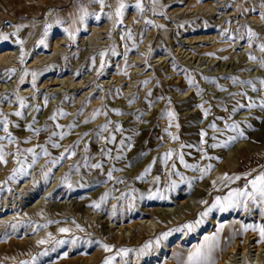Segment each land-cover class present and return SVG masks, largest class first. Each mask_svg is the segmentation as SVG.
<instances>
[{"label":"rangeland","instance_id":"1","mask_svg":"<svg viewBox=\"0 0 264 264\" xmlns=\"http://www.w3.org/2000/svg\"><path fill=\"white\" fill-rule=\"evenodd\" d=\"M138 2L142 11L136 8ZM118 3L125 5L122 17L116 15ZM70 13L76 29L67 25ZM95 25V40L84 41ZM249 29L256 35L250 37ZM57 39L63 49L54 52ZM216 39L227 45L225 55L212 57L201 50L217 51ZM261 45L264 0H105L103 8L97 0H0V52L13 55L6 66L0 64V121L7 117L14 138L0 123V143L11 146L0 207L4 196L20 194L18 212L41 200L53 213L70 212L48 216L47 231L35 238L32 233L42 221L5 234L0 230V264H103L108 257L128 263L156 242L167 248L180 241L191 252L194 238L212 230L214 221L237 223L243 238L260 233L264 204L249 201L223 210L214 205L218 197L226 204L230 192L264 172ZM44 53H52L49 61L54 63H33ZM120 60L123 75L118 80L112 72ZM36 68L46 69L33 78ZM21 93L24 108L15 98ZM250 102L256 106L247 107ZM58 106L65 115L49 119ZM97 107L106 118L93 120L90 112ZM118 108H131L134 115L109 112ZM16 111L23 116L13 115ZM169 111L175 120H169ZM30 124L38 134L29 130ZM201 132L206 135L201 137ZM61 133H67L63 139ZM111 136L115 141L109 142ZM169 151L172 156L165 161ZM96 164L100 167H92ZM226 174L240 179L225 180ZM95 203L100 207H93ZM140 212L153 220L152 230L140 234L133 227L121 237L115 225L136 223ZM60 218L66 219L67 232L56 233L57 223L64 222ZM85 218H93L97 228ZM158 222L163 228H156ZM105 244L112 251L106 252ZM122 249L129 250L126 256L117 254Z\"/></svg>","mask_w":264,"mask_h":264},{"label":"bare ground","instance_id":"2","mask_svg":"<svg viewBox=\"0 0 264 264\" xmlns=\"http://www.w3.org/2000/svg\"><path fill=\"white\" fill-rule=\"evenodd\" d=\"M120 4L121 3H118V8H119ZM67 25H69V27L71 29H76V22L73 19V13H70V22ZM98 30L99 29L96 25L93 26L92 29L90 30V36L88 34L89 37L86 36L83 40L88 41L89 39H92L94 36H96V34L98 33ZM211 38H213V37H211ZM59 39H57L54 42V44H52V50L54 52L57 49L59 50V48L63 49L62 47H60L61 43H60V41H58ZM92 40H95V39H92ZM215 45H216L217 51L211 52V50L206 48V47L201 48V50H203L204 53H206L207 55L212 56V57L213 56L218 57L220 55H225L228 47H227V45H224V40L220 39V41H219L218 39H216ZM212 47H214V44L212 45ZM54 52H53V54L52 53L51 54L54 55ZM191 52L192 51H190V53ZM51 54L45 55V53H44V54L38 55L36 57V59L33 61V63L40 62V61L41 62H47L51 59V57H52ZM103 57H104V53L101 56V58H103ZM12 59H13L12 52H6V50L0 52V64L1 65L6 66V64H8L10 61H12ZM159 59H162V57H160ZM49 63L50 64L54 63V60L52 59L51 61H49ZM49 63H48V65H49ZM121 65H122V62L120 60L116 63L115 70H114V72H112V76L114 78H117L118 80H120L122 78V75H123V73L120 71ZM49 66H51V65H49ZM124 68L127 69V67H124ZM136 68L137 67L135 65L132 66V69H136ZM45 69H41V68L32 69V74L35 73L36 75H38V74L44 72ZM32 77H33V75H32ZM22 80L23 79L21 78L19 81L21 82ZM57 80L59 81V79H57ZM147 84L151 85L149 90H152L154 88V85H152L151 81L148 80ZM25 91H28V90H25ZM188 92L189 91H187V93ZM15 98H18L19 100L25 99V97H24V95H22V93ZM91 98L92 97H90V98L88 97V100H90ZM97 104H98V101L93 100V105H97ZM128 105H130V103ZM5 107H6V109H8L10 107V105L9 106L6 105ZM87 107H90L89 101L87 103ZM130 109L131 108H118L117 110H119V114L116 111H114L116 109H110L109 112L113 116H117V117L124 116V117H126L128 115H134ZM61 111H62V109L58 106L55 109V114L60 115ZM95 112H99V114L96 115L95 118H93V120H98L97 118H100V117L106 118V116H107L104 114L105 112H102L101 108H98V107L95 109L93 108L91 110L90 116H93V113H95ZM0 114H2L1 111H0ZM104 125H105V123H103L102 127ZM171 126H172V124H171ZM96 136H97V134L95 135V137ZM9 146L7 147L5 144L0 143V149H2L4 154H5V160L8 157V150L11 149V146L10 147ZM10 165L11 164H8L7 161H6V163H0V184H1L2 177L5 175V173L9 169ZM26 185L27 184H24V186H26ZM20 191L24 192L25 189H22ZM137 191L138 190L135 188V193ZM19 197H20V194L19 195L17 194V197H15V198H11L10 196H8L7 199H5V196H4L2 199L4 201L2 202L3 205L0 207V230H3V234L7 233L8 231H12L13 229L16 230L21 225H25L26 228H29V227H31V225L36 224L39 221L40 222L42 221L43 225L40 228H38L36 232L32 233V235L35 238L36 236H40L47 231V224H48V220H49L48 216H50L51 218H53V217L59 218L60 215H62V214H69L70 213L69 211H65L64 213H53L50 211V209H48L47 204L42 203V200L38 201L32 207H29V209L26 212H24V210H21L20 212H18V209L21 207V205H18L19 199L16 200V198H19ZM146 211L152 212V211H154V209L146 208ZM106 213L110 214V211L107 210ZM140 214H141V218L136 223H132L130 226L125 225V227H124V225L122 224L119 227V226L115 225V229H117V231H120L121 237H122V235H125L126 231L131 232L133 227H136L139 230L140 234L144 233L147 229L152 230L153 227H152L151 223L153 220L151 218H145L146 215L142 214L141 212H140ZM60 219H63L64 222L63 223H57L56 233L60 232L61 228L65 227L64 225H65L66 219H64V218H60ZM85 221L89 222L90 226L97 228V222L93 218H85ZM108 221L110 222L109 219H108ZM214 223H215V226H213L212 230L209 229L206 233H202V235L199 234V236L197 238H194L192 250L197 248L199 245L204 244L206 237L215 236L217 238V241H216L217 246L213 252L215 264H264V243L261 239L260 233H258L257 235H256V233H254V234L246 233V235L243 238L241 236V234L239 233L240 226L237 223H226V222H224L222 224H217L215 221H214ZM161 226H162L161 222L156 223V228H160V229L163 228ZM120 235H119V237H120ZM165 245H164V247H160V244H158L156 242L152 248H148L146 250V252L143 251L139 255V258H137L138 257L137 255H134L133 259L131 258L130 259L131 261L129 260L128 263L122 262L120 260V264H186L189 251L186 247L181 246L180 241H178L176 244H174L170 247H167V248H165ZM179 247H181V248H179ZM167 250H168V252H167ZM125 261H126V259H125ZM112 264H117V261L112 262Z\"/></svg>","mask_w":264,"mask_h":264},{"label":"snow or ice","instance_id":"3","mask_svg":"<svg viewBox=\"0 0 264 264\" xmlns=\"http://www.w3.org/2000/svg\"><path fill=\"white\" fill-rule=\"evenodd\" d=\"M97 2L101 5L102 8L104 7L105 0H97ZM124 8H125V5L123 3H121L120 6H119V8L116 11L117 17H122L123 16V9ZM136 8L141 9V11H142V7H141V4L139 2L136 4ZM85 15H87V13H85ZM96 18L99 19V16H97ZM80 19L83 20L84 17L81 16ZM57 23H59V21ZM148 23H151V21H149ZM47 27L50 28L51 25H48ZM46 33H47V29H46ZM249 35H250V37H252V36H255L256 34L254 32H252L251 29H249ZM4 39H7V37H4ZM41 43H43V41H41ZM260 50L261 51H264V45H261L260 46ZM101 55H103V53H101ZM249 58L252 59V60H256V57L255 56H252V55H250ZM21 62H23V54H22V57H21ZM261 67H264V61L261 62ZM11 71H14V70H11ZM32 75H33V78H35V73H33ZM205 79H207V78H205ZM21 82H23V81H21ZM233 82L235 83V78H233ZM189 83L191 84V83H193V81L192 80H189ZM248 83H251V82H248ZM261 83L264 84V81H261ZM253 91H256L255 87H253ZM255 106L256 105H255L254 102H250L247 105V107H249V108H252V107H255ZM20 107L21 108L26 107L23 99H20ZM200 107L203 108V105H201ZM239 107H244V105H239ZM259 107L262 108V109H264V102H261L260 105H259ZM36 110L39 111V108H37ZM235 110L236 109L234 108L233 111H235ZM114 111H116L119 114V110H114ZM98 114H99V112L93 113V118H95V116L98 115ZM104 114L107 115V113H104ZM13 115H15L17 117H22L23 116V113L21 111H16L15 113H13ZM60 115H65V113H63L61 111L60 112ZM204 115H205V117L208 115V111L207 110L204 111ZM167 116H168V118H169L170 121L175 120V113L174 112L169 111L167 113ZM49 119L55 120L56 119V114L54 113L51 117H49ZM87 122L88 121H85V123H87ZM0 123H3V131L8 134V137L10 139H14L11 136V133L8 132V121H7V117H4L3 121H0ZM56 127L57 128H60L61 125L57 124ZM177 127H178V125H177ZM211 127L215 128V124L211 125ZM232 127L235 130L238 126L234 124V125H232ZM28 128H29V130L34 131L36 134H38L39 131H40L39 129H33L31 124L28 125ZM107 128H108V125L105 124L102 127V130L103 131H107ZM115 130L116 131H120L121 130L120 129V126H117ZM66 134L67 133H61V139H63V136L66 135ZM52 135L55 136L56 133L53 132ZM85 135H87V133ZM204 135H206V133L201 132V137H203ZM243 135L244 134L241 132L240 133V136H243ZM3 139H4V137H0V140H3ZM172 139L173 140H176L177 137L176 136H172ZM232 139L235 140L236 137H232ZM112 141H115V136H111L110 137V141L109 142H112ZM123 144H124V141L122 140L121 141V145H123ZM52 146L53 147H56V148L60 147V145L59 144H56V143H53ZM217 146L218 145H215V144L212 145V147H217ZM224 146H227V144H225ZM129 147H131V145H129ZM41 148H42V152L45 155H48L47 149L44 148L43 146H41ZM27 151L33 152V153L35 152L34 149H28ZM65 151L67 152L68 149H65ZM171 156H172V152L171 151L167 152L165 154V156H164L165 161H167L168 159H170ZM60 159H63V154H61ZM180 160L183 163V156L182 155L180 156ZM35 162H36V158H35V155H34L33 156L32 163H35ZM58 162H59V160L52 161L53 164H56ZM0 163H6L5 154H4V152H3L2 149H0ZM17 163H21V161L18 160ZM129 166H131V165H129ZM185 166L186 167H191L189 165H185ZM92 167L99 168L100 165L99 164H96V165H92ZM174 167H175V165H173V168ZM210 167L211 166H209V168ZM148 171H150V167H149V169H145V172L146 173ZM202 171H207V170H202ZM13 174L15 175V171H14ZM249 175H250V173H249ZM108 177H109V179H111V177H112V173L111 172L108 173ZM224 179L231 181V180H238V179H240V177L239 176L229 177L226 174L225 177H224ZM224 200H225L226 204H221L220 203V198L218 197L217 198V201H216V205H214V206H219L221 208V210H223V208L225 206H234V205L240 204V203H243L244 205H247V203L249 201H251L253 203L264 204V172L259 173L258 175H256L252 179H247V182H246V184H245V186H244L243 189H238V190H234V191L230 192L229 195L224 198ZM92 206L95 207V208H99L100 207V204L95 203ZM204 215H207V213H204ZM188 227H191V226H188ZM67 231H68V229H65V228H61L60 229V232H67ZM260 236H261V239L264 240V228H261L260 229ZM216 241H217V238L215 236H213V237H206L204 244L199 245L197 248H195L194 250H192L191 252H189L188 257H187L186 264H215L214 257H213V252H214V250H215V248L217 246ZM39 243L43 244V243H46V241L41 240V241H39ZM57 243H63V241H57ZM147 247H149V245H145V248H147ZM103 248H104V250L106 252L112 251V248L109 245H107V244L103 245ZM141 251H143V249ZM128 252H129L128 249H122L117 254L118 255L119 254H123V255L126 256L128 254ZM114 259H115V257H108V258H106L104 260L103 264H112V262H113Z\"/></svg>","mask_w":264,"mask_h":264},{"label":"built area","instance_id":"4","mask_svg":"<svg viewBox=\"0 0 264 264\" xmlns=\"http://www.w3.org/2000/svg\"><path fill=\"white\" fill-rule=\"evenodd\" d=\"M241 168L244 170L246 168V166L245 165H241Z\"/></svg>","mask_w":264,"mask_h":264}]
</instances>
